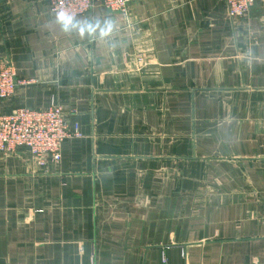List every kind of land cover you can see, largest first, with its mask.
I'll use <instances>...</instances> for the list:
<instances>
[{"label": "crops", "instance_id": "0c3cea01", "mask_svg": "<svg viewBox=\"0 0 264 264\" xmlns=\"http://www.w3.org/2000/svg\"><path fill=\"white\" fill-rule=\"evenodd\" d=\"M93 12L118 23L89 44L0 2V114L59 104L82 134L45 167L0 152V264H264V0Z\"/></svg>", "mask_w": 264, "mask_h": 264}, {"label": "built area", "instance_id": "2783aa9c", "mask_svg": "<svg viewBox=\"0 0 264 264\" xmlns=\"http://www.w3.org/2000/svg\"><path fill=\"white\" fill-rule=\"evenodd\" d=\"M50 12L59 0H48ZM132 0H72L70 11L81 16L103 6L113 12H126ZM256 0H225L231 18L247 15ZM21 82L17 79L14 66L0 60V100L12 97ZM82 134L76 125L70 128L64 110L59 104L47 108L20 107L11 113L0 114V152L12 154L26 147L38 167L49 161L59 162L64 142Z\"/></svg>", "mask_w": 264, "mask_h": 264}, {"label": "clouds", "instance_id": "9594fccd", "mask_svg": "<svg viewBox=\"0 0 264 264\" xmlns=\"http://www.w3.org/2000/svg\"><path fill=\"white\" fill-rule=\"evenodd\" d=\"M72 0H59L53 8V23L61 32L86 40L89 44L105 41L117 31V20L111 16L104 17L94 12L87 16H78L70 11Z\"/></svg>", "mask_w": 264, "mask_h": 264}, {"label": "water", "instance_id": "95a60500", "mask_svg": "<svg viewBox=\"0 0 264 264\" xmlns=\"http://www.w3.org/2000/svg\"><path fill=\"white\" fill-rule=\"evenodd\" d=\"M2 1H4V0H0V2H2Z\"/></svg>", "mask_w": 264, "mask_h": 264}]
</instances>
